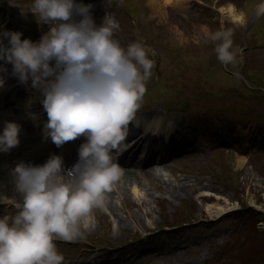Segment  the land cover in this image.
<instances>
[{"label": "rangeland", "instance_id": "rangeland-1", "mask_svg": "<svg viewBox=\"0 0 264 264\" xmlns=\"http://www.w3.org/2000/svg\"><path fill=\"white\" fill-rule=\"evenodd\" d=\"M91 1L97 25L110 15L121 45L143 38L156 62L142 113L145 121L160 117L171 122L167 126L163 119L164 132L145 140L138 154L162 151L163 144L166 150L183 145L185 135L191 150L160 161V171L151 173L157 177L153 182L139 174L148 167L120 164L136 180L126 183L120 177L106 193L104 206L82 218L77 238L55 241L64 260L81 256L82 264H264V9L256 12L262 0H231L245 14L240 20L222 14L221 6L229 0H204L213 10L185 1L182 8L189 10V19L166 8L174 0H161L159 13L150 9V0H116L113 6L108 0H76ZM31 3L4 0L5 9L14 13L10 30L28 22L20 14L28 15ZM31 14L33 25L37 14ZM222 19L224 27L233 29L235 71L217 58V42L210 39ZM53 26L36 34L33 42ZM0 70L4 85H21L17 102L23 120L29 121L24 124L25 142L43 136L56 144L47 134L44 95L31 89V76L22 82L6 59ZM13 169H0V196L6 195L5 188L19 192ZM64 176L59 178L71 182ZM215 203L232 209L216 219L206 209Z\"/></svg>", "mask_w": 264, "mask_h": 264}, {"label": "clouds", "instance_id": "clouds-1", "mask_svg": "<svg viewBox=\"0 0 264 264\" xmlns=\"http://www.w3.org/2000/svg\"><path fill=\"white\" fill-rule=\"evenodd\" d=\"M28 7L54 26L35 43L21 39L19 31H4L0 60L12 63L22 82L31 76L33 85L42 89L47 134L53 142L59 146L81 135L87 140L69 172L71 182L59 178L64 175L59 155L42 166L24 162L15 166L23 202L16 204L15 214L0 216V264H62L64 256L55 241L77 238L82 218L94 207L104 206L106 193L123 173L116 158L130 147L125 142L130 124L140 127L143 123L145 134L164 132L162 118L145 121L140 112L156 62L140 40L121 45L114 37L116 22L110 15L97 25L90 4L32 0ZM221 7L230 19L245 15L231 0ZM210 39L217 42L214 51L222 64L236 61L233 29L224 27L223 19ZM20 128L16 122H5L0 151L20 143Z\"/></svg>", "mask_w": 264, "mask_h": 264}, {"label": "bare ground", "instance_id": "bare-ground-1", "mask_svg": "<svg viewBox=\"0 0 264 264\" xmlns=\"http://www.w3.org/2000/svg\"><path fill=\"white\" fill-rule=\"evenodd\" d=\"M166 1H167V3H170V0H166ZM175 1L177 2V4H179L180 7L185 6V4L183 3L184 0H175ZM186 1H192V0H186ZM193 1L196 2L197 0H193ZM150 2L152 4V7H150V8L153 10V13H159L160 12V7H159L160 5L159 4H161L160 0H150ZM199 2L202 3L200 0H199ZM218 2H220V1H218ZM262 8H264V6ZM239 164H240V166H242L244 164V160H240ZM0 167H1V165H0ZM157 169L160 171L159 167L152 166L151 168H148V169L144 170L141 174L143 176L146 175L147 177H149L148 179L151 181V180H154L153 178H157V177H152V176H156L157 172L155 173V170L157 171ZM163 171H165V169H163ZM151 173H152V176H151ZM126 174L127 173L123 171L122 175L120 176L123 180H125L126 183L127 182H132L133 179H135V177L133 178L129 173L127 175ZM164 175L165 174L162 173L161 177L164 176ZM151 182H153V181H151ZM225 201L227 202V200H225ZM206 209L210 212L211 215H213L214 218L217 219V218L225 215L226 213L230 212L232 208H231V206L230 207L229 206L226 207V206L220 205L219 203H215L213 205H207ZM76 262L81 263L82 261L77 260Z\"/></svg>", "mask_w": 264, "mask_h": 264}]
</instances>
